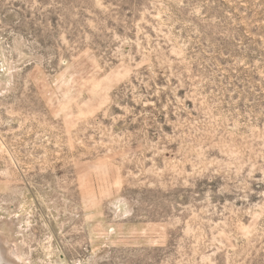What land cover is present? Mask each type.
<instances>
[{
  "label": "rangeland",
  "instance_id": "1",
  "mask_svg": "<svg viewBox=\"0 0 264 264\" xmlns=\"http://www.w3.org/2000/svg\"><path fill=\"white\" fill-rule=\"evenodd\" d=\"M0 235L24 264H264V0H0Z\"/></svg>",
  "mask_w": 264,
  "mask_h": 264
},
{
  "label": "bare ground",
  "instance_id": "2",
  "mask_svg": "<svg viewBox=\"0 0 264 264\" xmlns=\"http://www.w3.org/2000/svg\"><path fill=\"white\" fill-rule=\"evenodd\" d=\"M1 238V235H0ZM4 240V238H2ZM6 239V238H5ZM7 245L5 246L0 242V256L4 255L6 263L4 264H24L22 258L18 255V253L13 249L12 243L8 240H5ZM1 264V263H0Z\"/></svg>",
  "mask_w": 264,
  "mask_h": 264
}]
</instances>
